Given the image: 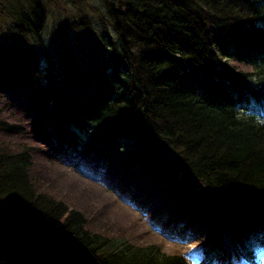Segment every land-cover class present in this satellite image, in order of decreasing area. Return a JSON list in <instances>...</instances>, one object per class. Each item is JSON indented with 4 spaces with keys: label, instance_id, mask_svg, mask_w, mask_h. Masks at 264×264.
Wrapping results in <instances>:
<instances>
[{
    "label": "trees",
    "instance_id": "obj_1",
    "mask_svg": "<svg viewBox=\"0 0 264 264\" xmlns=\"http://www.w3.org/2000/svg\"><path fill=\"white\" fill-rule=\"evenodd\" d=\"M100 1L111 56L97 47L45 72L30 53L0 47V264H188L123 229L108 234L51 190L61 176L48 161L64 165L65 155L141 191V208L152 197L182 227L194 220L208 257L224 252L222 211L253 260L264 231V0ZM66 4L72 28L92 26L82 11L91 0H0L10 20L2 38L41 40ZM248 103L252 111L238 108Z\"/></svg>",
    "mask_w": 264,
    "mask_h": 264
},
{
    "label": "rangeland",
    "instance_id": "obj_2",
    "mask_svg": "<svg viewBox=\"0 0 264 264\" xmlns=\"http://www.w3.org/2000/svg\"><path fill=\"white\" fill-rule=\"evenodd\" d=\"M91 2L95 9H86L88 12L81 10L86 13L85 17L92 26H84L83 30L72 28L69 23L74 18V7L66 4L65 9H61L62 18L60 15L49 17L47 26L41 34V40L38 41L24 37L13 41L9 39L6 43L2 34L6 32L7 21L10 20L0 15V47L9 45L14 50L17 48L16 51L30 53L45 72L51 63L54 67L61 68L64 58L66 60L70 56L75 55L79 59L93 58L99 54L97 47H100V54L103 57L111 56L114 53V45L110 42L112 39L110 33L113 34V31L110 23L103 18L104 16L108 18L106 9L100 0H91ZM52 5L53 12H59L60 6L57 8L55 3ZM65 53L69 56L64 57ZM249 72H252L251 69ZM18 97L24 99L21 94ZM245 106L246 109L254 108V105L250 106L249 103ZM53 162L48 161L51 169L58 170L54 172V175L61 177L58 178L56 186L50 189L56 193L59 190V194L67 199L69 204L72 203L86 210L88 215H96L98 220L108 223V228L111 229L107 230L108 234L120 235L123 229L126 233L123 235L133 237L143 246H157L163 253L185 256L190 264H207L200 255L202 234L194 220H191L188 226L182 227L179 213L166 211L164 201L159 203L152 197H147L148 200L144 198L145 207L148 205L150 209L143 214L139 207L125 204L124 198L120 197L139 199L142 197L141 191L133 195V191L127 187L111 186L108 189L94 182L91 183L81 174L74 172L68 164L71 162L78 164L83 170L88 169L89 164L79 157L71 160L65 155L61 161V164L65 163L64 165H59V162L52 164ZM59 167H63L62 171ZM99 168H94L92 172L97 174ZM259 264L264 262L259 261Z\"/></svg>",
    "mask_w": 264,
    "mask_h": 264
},
{
    "label": "bare ground",
    "instance_id": "obj_3",
    "mask_svg": "<svg viewBox=\"0 0 264 264\" xmlns=\"http://www.w3.org/2000/svg\"><path fill=\"white\" fill-rule=\"evenodd\" d=\"M21 92L20 91H15L14 94H16L17 96L20 94ZM6 94H9V93H6ZM23 95V94H21ZM18 100H22L21 98L17 97ZM134 146V145H132ZM135 148H132L131 146H123L122 150L125 151V152H129V151H133ZM98 168V167H97ZM96 174V172H95ZM97 176L101 177V168H99V172L97 171ZM218 224L220 225V237L223 238L225 237L226 235H224L222 232L224 230V227H227V221H226V218L225 216L223 215L222 211L219 212V217H218Z\"/></svg>",
    "mask_w": 264,
    "mask_h": 264
}]
</instances>
